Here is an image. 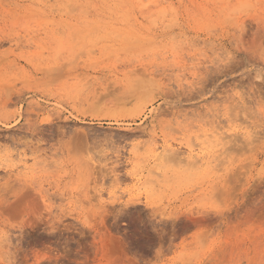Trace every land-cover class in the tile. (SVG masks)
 Masks as SVG:
<instances>
[{
  "label": "rangeland",
  "instance_id": "obj_1",
  "mask_svg": "<svg viewBox=\"0 0 264 264\" xmlns=\"http://www.w3.org/2000/svg\"><path fill=\"white\" fill-rule=\"evenodd\" d=\"M0 264H264V0H0Z\"/></svg>",
  "mask_w": 264,
  "mask_h": 264
},
{
  "label": "bare ground",
  "instance_id": "obj_2",
  "mask_svg": "<svg viewBox=\"0 0 264 264\" xmlns=\"http://www.w3.org/2000/svg\"><path fill=\"white\" fill-rule=\"evenodd\" d=\"M172 151H174V150L171 149V146H170V145H166V144H165V145L163 146V151H162V152H165V154H166V153H167V154H168V153L170 154V152L173 153ZM175 153H176V151H175ZM190 153H191V154H190L189 158H192V157L194 156V155L192 156V150H191ZM23 195H25V194H23Z\"/></svg>",
  "mask_w": 264,
  "mask_h": 264
}]
</instances>
